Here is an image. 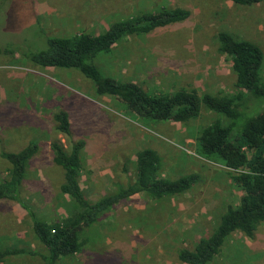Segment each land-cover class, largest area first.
Segmentation results:
<instances>
[{
    "label": "rangeland",
    "instance_id": "obj_1",
    "mask_svg": "<svg viewBox=\"0 0 264 264\" xmlns=\"http://www.w3.org/2000/svg\"><path fill=\"white\" fill-rule=\"evenodd\" d=\"M163 7L187 9L190 17L149 35L128 37L100 54L94 63L102 74L150 93L235 94L231 62L218 53L216 35L226 31L252 41L264 54V1L237 6L228 0H0V47L15 51L0 56V153L18 152L30 141L38 144L21 197L39 220L57 222L78 211L59 191L62 170L52 160L54 141L66 151L71 142H86L78 181L90 201L132 183L135 155L143 148L159 155L162 178H199L176 197L154 201L138 194L122 201L84 229L79 253L58 264H183L178 251L193 249L210 235L226 208L243 195L232 181L237 171L196 152L201 129L216 119L213 112L203 108L185 124L145 120L117 98L96 94L79 71L41 69L22 57L27 50L44 49L43 37L99 34L118 20ZM257 108L264 110V101ZM58 110L71 117L70 137L55 130L52 117ZM245 152L252 154L249 148ZM8 168L0 157V181ZM31 226L20 204L0 201V247L43 254ZM2 264L45 263L25 253ZM210 264H264V223L251 238L232 233Z\"/></svg>",
    "mask_w": 264,
    "mask_h": 264
},
{
    "label": "trees",
    "instance_id": "obj_2",
    "mask_svg": "<svg viewBox=\"0 0 264 264\" xmlns=\"http://www.w3.org/2000/svg\"><path fill=\"white\" fill-rule=\"evenodd\" d=\"M228 1L237 6H252L264 0ZM189 17L190 12L180 7L140 12L112 23L99 34L43 37L44 49L27 50L22 57L41 69L79 71L93 83L96 94L117 98L129 111L145 120L185 124L198 118L203 108L216 114L215 121L202 128L196 138V152L207 160L219 161L237 171L232 181L243 195L237 205L226 208L210 235L201 237L193 249H180L177 253L183 264H210L232 233L240 232L251 238L257 227L264 223V110L257 108L264 101L262 49L252 41L238 39L229 32L217 33V51L230 59L235 76L237 92L230 95H198L194 90L185 89L150 93L136 83L121 82L103 75L94 63L97 56L109 53L128 37L149 35L182 23ZM14 54L10 46L0 47V56ZM52 119L58 134L71 136L72 122L66 111L58 110ZM85 147L86 142L82 139L71 142L69 151L56 141L50 145L53 163L62 170L59 191L78 207V211L57 222L39 220L21 197L27 169L38 152V144L30 141L18 152L0 153L9 167L7 178L0 181V201L20 204L31 220L34 237L44 249L40 254L0 247V264L25 253L40 256L45 264H58L62 259L79 253L84 229L91 227L122 201L138 194H145L154 201L176 197L189 191L199 180L196 174L175 180L162 178L159 155L153 149L143 148L135 155L134 181L125 186L118 185L113 193L90 201L78 181ZM245 148L252 150L250 157H247Z\"/></svg>",
    "mask_w": 264,
    "mask_h": 264
}]
</instances>
